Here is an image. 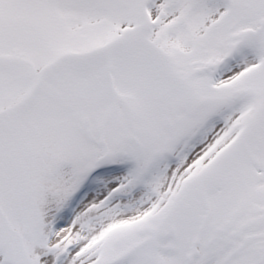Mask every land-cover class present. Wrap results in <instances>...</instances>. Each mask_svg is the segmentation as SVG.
Returning a JSON list of instances; mask_svg holds the SVG:
<instances>
[{"label":"snow or ice","instance_id":"snow-or-ice-1","mask_svg":"<svg viewBox=\"0 0 264 264\" xmlns=\"http://www.w3.org/2000/svg\"><path fill=\"white\" fill-rule=\"evenodd\" d=\"M0 264H264V0H0Z\"/></svg>","mask_w":264,"mask_h":264}]
</instances>
